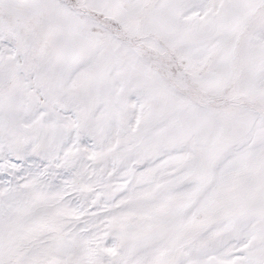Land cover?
<instances>
[{
    "label": "snow or ice",
    "instance_id": "6c2138e0",
    "mask_svg": "<svg viewBox=\"0 0 264 264\" xmlns=\"http://www.w3.org/2000/svg\"><path fill=\"white\" fill-rule=\"evenodd\" d=\"M0 264H264V0H0Z\"/></svg>",
    "mask_w": 264,
    "mask_h": 264
}]
</instances>
